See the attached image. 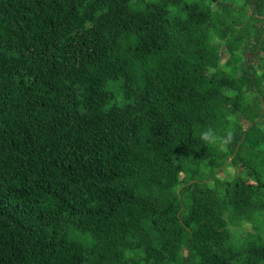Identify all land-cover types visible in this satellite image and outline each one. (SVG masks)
Listing matches in <instances>:
<instances>
[{"label": "trees", "instance_id": "16d2710c", "mask_svg": "<svg viewBox=\"0 0 264 264\" xmlns=\"http://www.w3.org/2000/svg\"><path fill=\"white\" fill-rule=\"evenodd\" d=\"M259 75L264 0H0V264H264Z\"/></svg>", "mask_w": 264, "mask_h": 264}, {"label": "rangeland", "instance_id": "374dc122", "mask_svg": "<svg viewBox=\"0 0 264 264\" xmlns=\"http://www.w3.org/2000/svg\"><path fill=\"white\" fill-rule=\"evenodd\" d=\"M221 62H224L225 61V56H222V58L220 59ZM254 85H255V88L257 89V91L261 94L263 100H264V76H260L258 78H256V80H254ZM239 233L240 234H245L247 231L251 230L252 229V226L251 224H246L245 226H242L239 228ZM227 244L229 245H232L233 244V240H228L227 241Z\"/></svg>", "mask_w": 264, "mask_h": 264}, {"label": "clouds", "instance_id": "9594fccd", "mask_svg": "<svg viewBox=\"0 0 264 264\" xmlns=\"http://www.w3.org/2000/svg\"><path fill=\"white\" fill-rule=\"evenodd\" d=\"M200 135L205 144H212L216 140V136L211 129L203 131Z\"/></svg>", "mask_w": 264, "mask_h": 264}]
</instances>
